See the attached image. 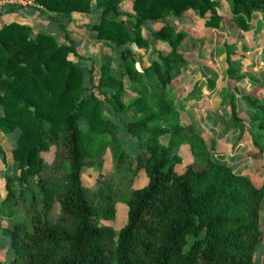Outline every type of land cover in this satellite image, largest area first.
Masks as SVG:
<instances>
[{
	"label": "trees",
	"instance_id": "trees-1",
	"mask_svg": "<svg viewBox=\"0 0 264 264\" xmlns=\"http://www.w3.org/2000/svg\"><path fill=\"white\" fill-rule=\"evenodd\" d=\"M36 1L61 20L88 14L93 4ZM225 1L242 30L252 29L256 14L264 21V0ZM122 2L96 0L101 16L93 27L98 40L120 49L115 73L103 66L97 76L93 62L84 67L73 42L59 44L17 23L0 29V133L18 131L12 171L0 179L10 264H255L264 240V186L244 174L250 167L237 172L215 160L212 131L199 129L189 115L190 103L214 89L215 79L196 81L183 98L172 91L187 65L181 50L188 36L170 25L152 34L147 68L136 67L132 49L149 47L142 27L191 10L207 29H219V2L134 0L131 29L108 17ZM157 43L168 52L158 51ZM224 50L228 128L239 134L233 154L247 150L257 174L264 171V84L242 98L241 109L234 94L243 69L231 60L238 49L226 43ZM125 80L135 95L128 104ZM128 114L134 117L124 122ZM124 124L134 152L119 136ZM184 145L192 153L189 164L180 155ZM0 155L5 160L1 149ZM119 204L127 223L117 229Z\"/></svg>",
	"mask_w": 264,
	"mask_h": 264
},
{
	"label": "crops",
	"instance_id": "crops-1",
	"mask_svg": "<svg viewBox=\"0 0 264 264\" xmlns=\"http://www.w3.org/2000/svg\"><path fill=\"white\" fill-rule=\"evenodd\" d=\"M217 1L219 2V14L223 17V22L219 29H207L205 27L204 21L198 16L197 13L191 10L184 13L181 18L169 16L161 22L149 24L147 26L142 27L143 38L150 41L148 49L144 47L140 48L132 46V49L134 50L137 59L136 67L145 69L150 65L151 56L153 53L152 34L154 32L159 31L164 25H170L176 28L178 32H182L188 36L186 40L183 41L181 50L187 65L186 68L183 70L182 77L176 83L172 91L176 92L180 95L181 98H183L187 96L196 81L202 80L203 82L208 78L215 79L214 89H204L202 97L197 98L196 100L190 103L189 109L196 113H199L207 99L209 97L214 98L217 93H219L220 89L221 98H223L224 94H226L227 92V62L224 50V45L226 43H229L230 45H235V47L238 49L236 51V56H233L231 60L234 64L240 65L243 69V79L236 86L238 89V93L234 94L238 106L242 109L244 104L242 98L249 96L253 93V91H256L259 87H261L262 84H264V21L260 14L254 15L252 29L249 30L247 33H244V37L241 41L223 42V60L219 57L220 60L218 61V58L211 57L209 54H206L204 58L205 62L203 63L202 67L194 68L188 65L190 56H199L200 52L203 51L201 43H199L194 36L195 30L199 28L198 25H202V28L209 33L218 32L219 30H221L225 25V21H228L230 24L235 25L231 21L229 4L225 0ZM133 2L134 0H123V2L117 8L116 12L110 13L108 17L125 22L127 28L131 29L132 26L130 25V23H136L135 19L132 18L135 14L133 9ZM93 3L94 4H92V9L90 13H73L70 17H66V20L59 19L58 16H56L55 14L48 12H38L32 8L8 9L0 13V29H2L8 24L17 23L30 27L34 35H51L58 41L59 44L69 45L73 42L76 49V53L83 58L80 63L82 62L81 64H84L87 68H89L91 62H93L96 68L98 69L97 76L100 74L99 70L103 66L107 67L109 70L115 73L121 63L120 49L114 47L108 42L98 40L97 33L93 31V27L100 23L101 9L97 8L96 0H93ZM210 41L213 42V44H215L216 46H219V43H221V40L216 36L214 38L212 37ZM155 48L158 51L168 52V47H166L162 43H157ZM222 63H224V65L226 66V71L223 76H219L218 66ZM122 99L127 104L131 103L135 99V95H133V93L131 92V83L128 80H125V90L123 92ZM222 104L227 109L219 108L217 110V112L213 115L212 118V120L215 122L206 121L207 123L212 124L210 127L204 128L202 126H199L198 120H195L197 127L202 131H212L211 137L215 141V145L218 142L215 139V134L217 130L225 131V133L227 134L232 133L233 138L238 135V132L236 130L228 128V114L230 110L229 103L226 102L223 98ZM223 120L224 126L222 125V127H224V130L223 128H221ZM182 121L184 125L189 124V119L186 120L183 117ZM218 121L221 122V124H217ZM200 123H202V121H200ZM222 139L224 140L225 137H222ZM233 142L235 143V139H233L232 143ZM233 147L234 144L230 148L232 155ZM238 154L243 155L246 159L244 168L249 167L252 162L249 161L250 159L247 156V150H240L236 154V156ZM2 159L3 157L2 155H0V179L3 178V176L7 172V170H5V166L3 165L4 159ZM9 166L10 165H8V167ZM261 173L262 172L257 173V175H261L259 177V181L261 180L260 184H263L264 174ZM244 174L249 175L252 181L253 178L257 176L256 174H253L254 176H251L252 173L249 172L248 169L244 171ZM1 198L2 196L0 195V206ZM0 232V244H5L7 242L8 246L10 247V240L5 236L4 220L1 215Z\"/></svg>",
	"mask_w": 264,
	"mask_h": 264
},
{
	"label": "rangeland",
	"instance_id": "rangeland-1",
	"mask_svg": "<svg viewBox=\"0 0 264 264\" xmlns=\"http://www.w3.org/2000/svg\"><path fill=\"white\" fill-rule=\"evenodd\" d=\"M36 4L41 6L43 9L41 10V9L35 8L34 10H36L38 12H46V9L41 4H39L37 1H36ZM32 9H33V7H32ZM198 26H199V28H197L195 30L194 36H195L196 40L199 43H201V45L203 47V51L200 52L199 56H196V55L190 56V59L188 61V65L190 67H194V68H200L203 66V63L205 62L204 58H205L206 54H209L211 57L218 58V61L220 60V58H222V60H223L224 59V53L222 50L223 42H225V41L239 42L243 39L244 33L248 32V31L242 30L237 25L230 24L228 21H225V25L223 26V28L221 30H219L218 32H213V33L206 32L202 28V25H198ZM215 36L221 40V43H219V46H216L215 44H213V42H211L212 40L210 41V39L212 37L214 38ZM204 49H206V50H204ZM84 67H86V65H84ZM225 71H226V66L224 65V63L220 64L218 66L219 76H223L225 74ZM220 94H221V89H220L219 93H217V95L214 98L209 97L206 102L204 101L205 103L203 102L204 103L203 108L201 109V111L199 113H196V112L189 109V115H192L194 120H196V119L198 120L199 126H202L204 128L210 127L212 124H209L206 121L212 122L213 121L212 120L213 115L217 112V110L219 108H226L222 104L223 98H221ZM184 113H185V111H184ZM108 115H109V117L114 119L117 124H119V122L121 121V120L115 119L113 110L111 108H108ZM183 116L186 120H188L186 115H183ZM133 117L134 116H132L131 114H128L127 116H124V118H122V120H124V122H128ZM199 117H200V119H199ZM200 121H202L203 124L200 123ZM213 122H215V121H213ZM217 124H221V122L218 121ZM222 125L224 126V120L221 124V128H223V130H224V127H222ZM215 135H216V137H215ZM215 135H214V137L218 142L216 143L215 148H213V146L210 148V151L212 153V157L215 160L227 162L229 165L233 166L237 172L243 170L246 159L241 154L240 155L238 154L237 156L234 154L232 155L231 150H230L231 146H233V144L235 145L236 141L238 140L239 134L236 135L235 138H233L232 133L227 134V133H225V131L217 130ZM17 136H18V131L12 135H9V136H4L0 133V149L5 153V156H6L5 160L3 161V165L5 166V170H7V171H12V169H11L12 164H13L12 163V161H13L12 160V151L15 148V142H16ZM119 136L122 138V141L125 144L127 141V138H128V133H127V129L125 127V124L119 126ZM222 137H225V139L223 140ZM233 139H235V143L234 142L232 143ZM135 146L136 145L132 142L126 143L124 145V147L127 148V150H129L131 152L135 151ZM179 151H180L181 157L184 160V163L185 164L191 163L192 153L190 152V148L187 145H184L180 148ZM8 165H10V166L8 167ZM249 167H250L249 172H252L251 171L252 163L250 164ZM261 174H264V172H262ZM254 175L252 174L251 176H254ZM260 176L261 175H257L253 178V182L257 187L264 186V183L260 184V181H261V180L259 181ZM92 181H93L92 176H89L86 180V182L88 184ZM126 223H127L126 208L123 204H119L118 216H117V220L115 221V226L117 229H120ZM260 225H261V228L264 232V201H263V204L261 206V211H260ZM0 236H1V232H0ZM13 257H14V253L11 252L10 247L8 246V243L6 242L5 244H0V261H1L0 264H10ZM263 261H264V240L260 244V246L257 248L255 264H263Z\"/></svg>",
	"mask_w": 264,
	"mask_h": 264
},
{
	"label": "built area",
	"instance_id": "built-area-1",
	"mask_svg": "<svg viewBox=\"0 0 264 264\" xmlns=\"http://www.w3.org/2000/svg\"><path fill=\"white\" fill-rule=\"evenodd\" d=\"M43 9L36 4V0H0V13L8 9H25L32 8Z\"/></svg>",
	"mask_w": 264,
	"mask_h": 264
}]
</instances>
